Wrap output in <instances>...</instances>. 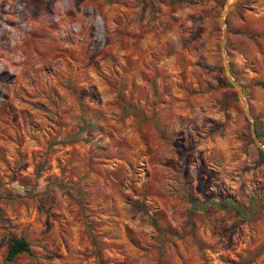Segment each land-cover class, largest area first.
I'll return each instance as SVG.
<instances>
[{
    "label": "rangeland",
    "instance_id": "rangeland-1",
    "mask_svg": "<svg viewBox=\"0 0 264 264\" xmlns=\"http://www.w3.org/2000/svg\"><path fill=\"white\" fill-rule=\"evenodd\" d=\"M230 1L0 0V264H264V0Z\"/></svg>",
    "mask_w": 264,
    "mask_h": 264
},
{
    "label": "trees",
    "instance_id": "trees-1",
    "mask_svg": "<svg viewBox=\"0 0 264 264\" xmlns=\"http://www.w3.org/2000/svg\"><path fill=\"white\" fill-rule=\"evenodd\" d=\"M260 86L264 87V81L261 83H258ZM218 199H216L217 201ZM227 203L230 201H226ZM225 202V203H226ZM234 209L237 212H240L239 207L236 205L232 204ZM19 254H27V255H32V251L30 248L29 243L22 237H15V236H10L9 237V242L8 246L5 252L4 260L6 262H11L17 255Z\"/></svg>",
    "mask_w": 264,
    "mask_h": 264
},
{
    "label": "water",
    "instance_id": "water-1",
    "mask_svg": "<svg viewBox=\"0 0 264 264\" xmlns=\"http://www.w3.org/2000/svg\"><path fill=\"white\" fill-rule=\"evenodd\" d=\"M236 1H237V0H231V1L226 5L224 12L227 11L228 9H230V8L234 5V3H235ZM224 12H223V14H224ZM223 14H222V15H223ZM229 80L231 81V83H232L235 87H237V90H238L239 95H240V99H241L242 103L244 104L243 98H242V96H241V88H240L239 86H237V85L234 83V81H233L232 79H229ZM251 134H252V137H253L254 142L256 143V145H257L260 149H262V150L264 151V147L261 146V144L259 143V141H258V139H257V136H256L255 131H254V128H253V125H251Z\"/></svg>",
    "mask_w": 264,
    "mask_h": 264
}]
</instances>
